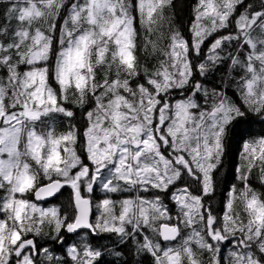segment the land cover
I'll return each mask as SVG.
<instances>
[{"label": "snow or ice", "instance_id": "obj_1", "mask_svg": "<svg viewBox=\"0 0 264 264\" xmlns=\"http://www.w3.org/2000/svg\"><path fill=\"white\" fill-rule=\"evenodd\" d=\"M174 7L0 0V264H264V136L208 204L234 125L264 119V0H196L190 38ZM221 68L240 103L196 78Z\"/></svg>", "mask_w": 264, "mask_h": 264}, {"label": "trees", "instance_id": "obj_2", "mask_svg": "<svg viewBox=\"0 0 264 264\" xmlns=\"http://www.w3.org/2000/svg\"><path fill=\"white\" fill-rule=\"evenodd\" d=\"M175 7L167 11V15L170 16L174 22L176 27H179L186 37L190 38V34L188 33V26L193 19L192 7L196 3V0H174ZM3 9L0 8V12ZM167 24H165V28ZM207 43L204 46V52L207 53ZM149 63H154L153 61H149ZM197 79H201L203 83L206 84L210 89L216 87L218 89H224L228 95L236 100L237 103H240L239 98H237L234 93L231 91V87L234 86L228 77V73L226 69L221 68L219 71L212 73L206 80L199 76ZM228 86V88L224 86ZM175 98H180L179 90H175L174 92ZM84 111L83 109H77V120L80 122V127H83L84 119L80 115V113ZM264 136V119L256 113L249 112L243 118V121L238 125H234V130L229 133L226 139V149L225 155L222 158V165L217 173V188L214 195L208 200V204L214 210L215 214H222L224 210V206L228 200V192L233 184L237 186V188H242V183L236 179V168L237 166L242 164L241 152L243 150V144L246 140H249L253 137ZM251 185L257 191L264 193V185H262L258 179L257 175H253L251 177ZM63 195L58 196L54 199L52 203L64 206L67 204L70 189L65 188L63 190ZM68 243L74 241V236H67ZM36 241L39 245L43 247H49L50 249L60 248L57 247L56 243H54L51 239L46 236H38L35 237ZM104 248H113L111 239H105L101 242ZM131 250V249H130ZM131 259L132 264H136L138 259H142L140 257H129L123 256L120 258H116L110 254H105L104 256V264H112L113 261H116L119 264V260L121 259ZM151 258L147 257L145 264H150Z\"/></svg>", "mask_w": 264, "mask_h": 264}, {"label": "rangeland", "instance_id": "obj_3", "mask_svg": "<svg viewBox=\"0 0 264 264\" xmlns=\"http://www.w3.org/2000/svg\"><path fill=\"white\" fill-rule=\"evenodd\" d=\"M233 75H235V74H233ZM238 78V77H237ZM224 87H226V88H228V86L226 85V86H224ZM231 91H232V93H234V95L237 97V98H239V96H238V93H237V90H236V88H235V85L233 86V87H231ZM230 97H231V95H229ZM97 195H99V196H102L103 194L102 193H100L99 191L96 193ZM52 204H54V203H48L47 205H45V206H51ZM74 241H76V242H79V238L77 237V236H75L74 237ZM73 241V242H74ZM73 242H71V243H73ZM65 247H66V245H65ZM230 246L229 245H222V250H223V255L224 256H227V251H228V248H229ZM56 251V254L57 255H63L64 253H63V251L59 248V250H55Z\"/></svg>", "mask_w": 264, "mask_h": 264}]
</instances>
